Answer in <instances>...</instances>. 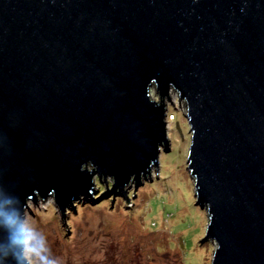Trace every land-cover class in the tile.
I'll list each match as a JSON object with an SVG mask.
<instances>
[{
  "label": "water",
  "instance_id": "1",
  "mask_svg": "<svg viewBox=\"0 0 264 264\" xmlns=\"http://www.w3.org/2000/svg\"><path fill=\"white\" fill-rule=\"evenodd\" d=\"M171 93L211 264H264V0H0V264L37 196L64 221L96 175L128 204Z\"/></svg>",
  "mask_w": 264,
  "mask_h": 264
},
{
  "label": "rangeland",
  "instance_id": "2",
  "mask_svg": "<svg viewBox=\"0 0 264 264\" xmlns=\"http://www.w3.org/2000/svg\"><path fill=\"white\" fill-rule=\"evenodd\" d=\"M149 92L157 100L154 91ZM171 98L166 118L169 146L160 148L157 172L152 168L135 189L134 181L123 188L128 204L113 193L93 202L106 189L96 175L93 200L83 195L72 200L73 208L64 207V221L53 193L43 200L37 196V205L28 202L33 215L26 210L22 225L46 239L50 258L59 264H211L214 244L203 240L206 213L195 204L186 169L190 133L185 108L172 93ZM105 179L110 190L113 180Z\"/></svg>",
  "mask_w": 264,
  "mask_h": 264
},
{
  "label": "clouds",
  "instance_id": "3",
  "mask_svg": "<svg viewBox=\"0 0 264 264\" xmlns=\"http://www.w3.org/2000/svg\"><path fill=\"white\" fill-rule=\"evenodd\" d=\"M176 101V100H175ZM168 111V109H167ZM8 229H17L18 217L15 211L0 213ZM11 256L15 264H59L50 258L46 239L42 240L33 228L24 225L10 234ZM8 255V252H5Z\"/></svg>",
  "mask_w": 264,
  "mask_h": 264
},
{
  "label": "bare ground",
  "instance_id": "4",
  "mask_svg": "<svg viewBox=\"0 0 264 264\" xmlns=\"http://www.w3.org/2000/svg\"><path fill=\"white\" fill-rule=\"evenodd\" d=\"M168 102H169V101L166 100V101H165V104H167ZM166 129H167V128H166ZM166 131H167V130H166ZM25 215H26V213L24 214V218L26 217ZM26 219H27V218H26ZM27 222H28V221H27Z\"/></svg>",
  "mask_w": 264,
  "mask_h": 264
},
{
  "label": "built area",
  "instance_id": "5",
  "mask_svg": "<svg viewBox=\"0 0 264 264\" xmlns=\"http://www.w3.org/2000/svg\"><path fill=\"white\" fill-rule=\"evenodd\" d=\"M167 118V117H166Z\"/></svg>",
  "mask_w": 264,
  "mask_h": 264
},
{
  "label": "trees",
  "instance_id": "6",
  "mask_svg": "<svg viewBox=\"0 0 264 264\" xmlns=\"http://www.w3.org/2000/svg\"><path fill=\"white\" fill-rule=\"evenodd\" d=\"M100 182V181H99Z\"/></svg>",
  "mask_w": 264,
  "mask_h": 264
}]
</instances>
